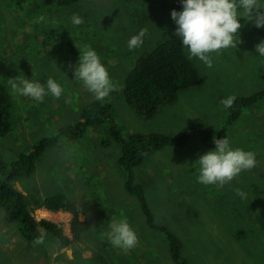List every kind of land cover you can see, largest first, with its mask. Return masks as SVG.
I'll list each match as a JSON object with an SVG mask.
<instances>
[{"label": "rangeland", "instance_id": "rangeland-1", "mask_svg": "<svg viewBox=\"0 0 264 264\" xmlns=\"http://www.w3.org/2000/svg\"><path fill=\"white\" fill-rule=\"evenodd\" d=\"M28 1L0 0V83L10 95L13 124L12 133L0 137V155L10 165L43 139L57 137V146L41 157L36 173L13 186L31 200L37 221L52 222L71 238L72 214L40 211L36 216L33 203L63 195L81 218L100 216L97 226L68 247L46 234L43 244L33 246L22 236L19 223L0 207V264H174L166 232L179 238L190 264H264V99L243 108L230 125L227 121L235 110L221 103L264 89V56L255 50L264 41V28L241 17L237 47L212 54L211 68L191 59L200 73L199 84L147 121L125 103V81L136 61L160 42L175 37L182 44L171 18L173 9L183 10L180 0H142L139 5L147 11L131 6V0H80L74 7L60 8L57 0H30V7H24ZM36 7L44 20L33 17ZM74 14L83 18L81 25L71 22ZM56 29L58 36L50 39ZM141 29H147L142 46L129 50L130 38ZM88 49L96 51L117 85L118 90L100 102L113 106L123 135L178 137L200 123L212 126L217 138L226 127L221 139L227 136L233 148L252 152L255 166L225 185L198 182L196 161L216 146H204L194 134L179 148L149 155L133 172L152 210L149 227L138 199L125 189L127 175L117 163L121 146L109 125L88 128L74 139L71 133L57 136L79 122L88 104L99 101L74 75L81 52ZM17 76L42 84L51 77L61 84L62 95L56 99L48 94L42 103L19 95L8 83ZM103 141L111 144L104 146ZM44 216L47 219H40ZM121 220H127L138 236L133 249L110 243V223Z\"/></svg>", "mask_w": 264, "mask_h": 264}, {"label": "trees", "instance_id": "trees-1", "mask_svg": "<svg viewBox=\"0 0 264 264\" xmlns=\"http://www.w3.org/2000/svg\"><path fill=\"white\" fill-rule=\"evenodd\" d=\"M30 1V0H29ZM29 1L24 7H30ZM80 0H57L56 4L60 7H74ZM132 5L140 6L142 0H131ZM130 6V7H131ZM33 17L41 18L40 8L33 9ZM147 11V10H146ZM43 18V17H42ZM44 20V19H43ZM50 32V29L45 26ZM51 34V32H50ZM59 34L58 29L52 31L50 39H54ZM65 37V33H63ZM66 38V37H65ZM48 42V40L46 41ZM201 80L199 70L184 49L180 41L175 37H170L160 42L152 51L142 55L129 71L123 90L125 103L144 120H151L165 105L177 102L181 92L193 88ZM264 99V89L257 94L235 99L231 109L232 112L227 124L230 125L241 115L243 108L256 105ZM11 99L5 85L0 83V137H8L12 133V112ZM109 125L111 136L120 146L121 155L118 158V166L127 175L125 183L126 191L135 196L141 206L142 212L147 216V224L153 225V214L146 197L144 187L134 182L133 172L139 168L145 159L165 148H179L192 134L201 138L204 146L212 147L213 138L217 131L212 126L205 124H194L185 129L178 137H172L163 133H130L122 134L116 121V114L112 105L93 101L82 111L80 120L73 126L64 128L57 136H66L71 133L78 135L85 132L88 128L101 129L102 126ZM77 131V132H76ZM226 127L218 134V139L226 133ZM104 146L110 145V141H103ZM58 144L57 137L43 139L32 150L20 154L10 165L4 155H0V207L6 215L19 223V229L25 240L32 243L34 239L43 234L58 240L62 247H68L75 241H80L82 237L89 233L92 228L97 226L96 218L100 215L88 216L83 221L80 220L79 210L73 203H65L63 195H56L45 198L40 202L35 201L36 208L45 207L52 212H66L72 214L71 233L69 239L63 230L56 224L47 220L37 221L32 216L28 196L15 189L14 182L24 177H31L37 170V163L41 157ZM170 243L171 257L174 264H190L183 252V245L179 238L166 232Z\"/></svg>", "mask_w": 264, "mask_h": 264}, {"label": "clouds", "instance_id": "clouds-1", "mask_svg": "<svg viewBox=\"0 0 264 264\" xmlns=\"http://www.w3.org/2000/svg\"><path fill=\"white\" fill-rule=\"evenodd\" d=\"M180 3L182 11H171V18L177 25L174 34L188 50L189 59L197 58L209 68L213 66L212 54L237 47L236 38L242 27L241 17L254 22L257 28H264V3L260 0H180ZM71 22L78 26L84 21L74 14ZM146 34L147 29H141L137 35L132 36L128 42L129 50L142 46ZM255 50L260 56H264V41L257 44ZM74 75L99 101L118 90L95 50L81 52L78 64L74 67ZM8 83L14 92L41 103L46 95L51 94L59 99L63 92L61 84L51 77L46 84L23 76L8 79ZM234 101L235 97L230 96L221 103L225 108H231ZM213 143L215 149L201 155L196 161L200 166L198 182L204 185H225L241 172L255 166L254 154L241 148H233L227 136L222 139L214 137ZM235 191L246 198L241 190ZM110 229L109 240L114 247L128 250L137 246L138 236L127 220L111 222ZM32 243L33 246L43 244L44 237H37Z\"/></svg>", "mask_w": 264, "mask_h": 264}, {"label": "crops", "instance_id": "crops-1", "mask_svg": "<svg viewBox=\"0 0 264 264\" xmlns=\"http://www.w3.org/2000/svg\"><path fill=\"white\" fill-rule=\"evenodd\" d=\"M15 187V186H14ZM21 190V189H20ZM40 201V200H39ZM33 204H35L36 205V203H33ZM35 210V213H36V216H37V214L40 212V211H49V212H51L52 214H58V213H60V212H62V211H60V212H52V211H50V210H48L47 208H45V207H41V208H36V209H34ZM66 213V212H65ZM67 214H70V213H67ZM40 219H47V218H45V217H43V218H40ZM68 219H69V217H68ZM85 218H81L80 217V220H84ZM65 234V233H64ZM69 239H72L71 238V236L69 235V234H67L66 235Z\"/></svg>", "mask_w": 264, "mask_h": 264}, {"label": "bare ground", "instance_id": "bare-ground-1", "mask_svg": "<svg viewBox=\"0 0 264 264\" xmlns=\"http://www.w3.org/2000/svg\"><path fill=\"white\" fill-rule=\"evenodd\" d=\"M52 214V213H51ZM45 217V216H44ZM52 219H53V217L52 216H50ZM56 218V217H55Z\"/></svg>", "mask_w": 264, "mask_h": 264}]
</instances>
